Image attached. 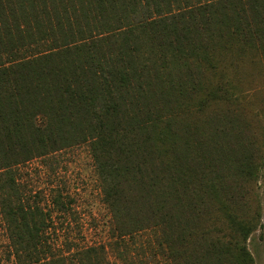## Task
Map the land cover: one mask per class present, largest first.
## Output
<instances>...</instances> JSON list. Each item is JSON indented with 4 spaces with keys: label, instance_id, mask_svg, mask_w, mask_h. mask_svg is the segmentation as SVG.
I'll list each match as a JSON object with an SVG mask.
<instances>
[{
    "label": "trees",
    "instance_id": "1",
    "mask_svg": "<svg viewBox=\"0 0 264 264\" xmlns=\"http://www.w3.org/2000/svg\"><path fill=\"white\" fill-rule=\"evenodd\" d=\"M264 62V0H0V217L13 264H110L55 252L53 213L19 168L87 144L115 241L157 232L169 264H255L246 185L264 128L235 81ZM222 225H221V224Z\"/></svg>",
    "mask_w": 264,
    "mask_h": 264
},
{
    "label": "rangeland",
    "instance_id": "2",
    "mask_svg": "<svg viewBox=\"0 0 264 264\" xmlns=\"http://www.w3.org/2000/svg\"><path fill=\"white\" fill-rule=\"evenodd\" d=\"M248 64L243 76L235 81L244 94V104L251 110L255 127L264 128V62ZM264 130V129H263ZM262 137H259L260 144ZM263 164L257 181L246 185L249 215L260 213L258 227L248 239V249L255 264H264V148ZM21 182L31 201L45 209L51 197L61 193L64 212L53 213L49 241L55 252L72 247L103 245L110 264H169L158 252L155 230H146L122 241L111 235V218L87 144L70 147L45 158H38L19 168ZM221 224V223H220ZM222 225V224H221ZM0 264H13L8 240L0 217Z\"/></svg>",
    "mask_w": 264,
    "mask_h": 264
}]
</instances>
